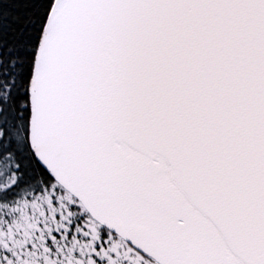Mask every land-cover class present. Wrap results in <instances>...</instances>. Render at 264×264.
Masks as SVG:
<instances>
[{
    "label": "snow or ice",
    "instance_id": "6c2138e0",
    "mask_svg": "<svg viewBox=\"0 0 264 264\" xmlns=\"http://www.w3.org/2000/svg\"><path fill=\"white\" fill-rule=\"evenodd\" d=\"M15 24L0 264H264V0H46Z\"/></svg>",
    "mask_w": 264,
    "mask_h": 264
},
{
    "label": "trees",
    "instance_id": "16d2710c",
    "mask_svg": "<svg viewBox=\"0 0 264 264\" xmlns=\"http://www.w3.org/2000/svg\"><path fill=\"white\" fill-rule=\"evenodd\" d=\"M46 0H5L4 15L0 17V27L10 33L16 27L17 18L28 19L43 14Z\"/></svg>",
    "mask_w": 264,
    "mask_h": 264
}]
</instances>
